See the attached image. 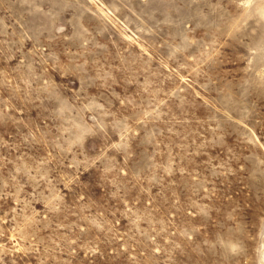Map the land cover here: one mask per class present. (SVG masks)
<instances>
[{
	"label": "rangeland",
	"instance_id": "obj_1",
	"mask_svg": "<svg viewBox=\"0 0 264 264\" xmlns=\"http://www.w3.org/2000/svg\"><path fill=\"white\" fill-rule=\"evenodd\" d=\"M0 264H264V0H0Z\"/></svg>",
	"mask_w": 264,
	"mask_h": 264
}]
</instances>
